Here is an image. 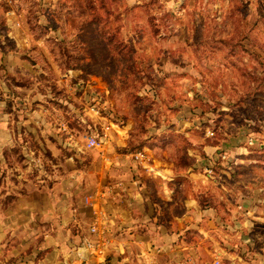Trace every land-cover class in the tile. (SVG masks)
Instances as JSON below:
<instances>
[{
  "label": "rangeland",
  "instance_id": "1",
  "mask_svg": "<svg viewBox=\"0 0 264 264\" xmlns=\"http://www.w3.org/2000/svg\"><path fill=\"white\" fill-rule=\"evenodd\" d=\"M0 3L31 38L19 75L0 62L1 215L75 171L84 198L114 191V166L154 196L160 166L190 167L219 198L240 195V164L264 167V0Z\"/></svg>",
  "mask_w": 264,
  "mask_h": 264
},
{
  "label": "crops",
  "instance_id": "2",
  "mask_svg": "<svg viewBox=\"0 0 264 264\" xmlns=\"http://www.w3.org/2000/svg\"><path fill=\"white\" fill-rule=\"evenodd\" d=\"M1 11L6 24H0V62L15 76L25 60L18 46L31 38L18 37L21 22ZM159 168L154 196L146 180H131L126 168H111L112 193L97 184L104 196L93 198L110 216V264H264V167L240 164L233 173L236 186H230L240 195L226 189L219 198L203 189L198 180L204 177L195 169ZM75 174L71 182L57 179L46 190L16 194L11 210L0 213V264H82L90 257L83 244L93 237V207L84 196L93 184ZM180 178L190 186L184 195Z\"/></svg>",
  "mask_w": 264,
  "mask_h": 264
},
{
  "label": "built area",
  "instance_id": "3",
  "mask_svg": "<svg viewBox=\"0 0 264 264\" xmlns=\"http://www.w3.org/2000/svg\"><path fill=\"white\" fill-rule=\"evenodd\" d=\"M87 138L88 144L90 146L99 145L96 137L90 136ZM206 171L211 174L212 169ZM98 196H104L103 191L100 189H97L95 195L91 196V198H88V201L91 202L93 207V220L89 225V231L93 237L85 238L84 240L85 248L89 250L90 257L83 258L82 264H110L107 260V248L110 245V238L108 236L110 216L109 212H107L101 203H99V200L93 198ZM216 264H219V261H216Z\"/></svg>",
  "mask_w": 264,
  "mask_h": 264
},
{
  "label": "water",
  "instance_id": "4",
  "mask_svg": "<svg viewBox=\"0 0 264 264\" xmlns=\"http://www.w3.org/2000/svg\"><path fill=\"white\" fill-rule=\"evenodd\" d=\"M83 247H85V245L83 244ZM86 256H89V252L85 251Z\"/></svg>",
  "mask_w": 264,
  "mask_h": 264
}]
</instances>
